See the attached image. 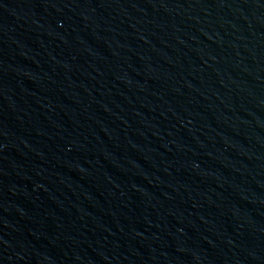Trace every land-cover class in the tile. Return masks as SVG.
Instances as JSON below:
<instances>
[{"label": "water", "instance_id": "1", "mask_svg": "<svg viewBox=\"0 0 264 264\" xmlns=\"http://www.w3.org/2000/svg\"><path fill=\"white\" fill-rule=\"evenodd\" d=\"M0 264H264V0H0Z\"/></svg>", "mask_w": 264, "mask_h": 264}]
</instances>
